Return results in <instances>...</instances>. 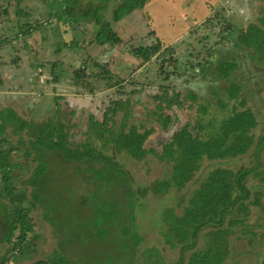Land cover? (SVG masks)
<instances>
[{"label": "trees", "instance_id": "obj_1", "mask_svg": "<svg viewBox=\"0 0 264 264\" xmlns=\"http://www.w3.org/2000/svg\"><path fill=\"white\" fill-rule=\"evenodd\" d=\"M65 2L67 7L73 4L71 0ZM147 2L124 0L117 9L116 21L141 10ZM68 22L77 24L78 18L71 17ZM37 24L40 21L27 24L22 32L27 34L43 28V25ZM110 25L109 22L104 23L106 42L114 45L120 39ZM96 34L99 37L101 31L98 30ZM219 34L222 32L219 31ZM224 40L227 39L222 38L216 45L207 48L205 53L192 55L193 60L197 61L195 64L187 61L190 69L200 68L201 76L208 75L212 81L225 82L220 94L213 93L216 109L220 113L206 119L204 116L211 110L209 102H199V96L191 91L184 95L169 84L167 87L161 86L163 92L154 97V109L150 113L161 132L167 133L173 128L179 110L196 107L203 118L199 119L197 128L184 123L159 147H145L156 129L131 122V112L123 99L112 101L101 121L90 115L87 131L79 133L77 140L62 125L56 133H41L39 127L35 133H27V142H17L25 147V157L32 156V161L37 163L25 180V185L31 188L27 196V187L17 190L13 184L15 179L11 173L18 164L12 162L7 148L1 149L3 145L0 141V244L5 245L4 253L0 254V264H9L11 259L16 260L14 263L20 259H30L29 264H76L74 261L68 263L58 251L55 252L56 256L47 259L32 260L30 256L33 238L29 239L28 236L33 232L30 214L36 207L34 204L42 203L48 197L45 219L47 211L60 210L57 196L48 193L51 186L58 182V179H52V166L58 160L62 164L76 165V172L87 175L84 179L93 183V188L81 197L77 198L72 189L68 190L67 195L70 201L76 198V206L90 216L93 244H105L106 240L109 244H119L120 255L108 257L107 264H224L231 254L232 236L239 240L246 235L256 236L257 230H261L260 234L264 237V217L251 221L254 208L264 213V165L259 155L247 167L235 168L234 163L236 158L254 146L258 115L254 110L255 104L249 105V97L242 95V86L231 80L238 67L237 62L224 58L225 55L217 57L216 47ZM129 46L131 54L141 59L142 63H157L166 81L178 79L186 73V63L180 61L175 50L166 54L167 49L162 50L158 39L150 46ZM235 46L242 48L246 58L252 62L259 64L264 61V13L255 22L238 30ZM89 63L101 68L99 77L109 73L105 65L91 58L83 66L87 67ZM55 66L52 67V75L56 73ZM83 66L79 69L73 67L76 82L88 78ZM53 80L57 81L58 78ZM109 82L110 77L106 84ZM115 85L118 86L117 95L124 94L120 91L122 85ZM9 109L0 112V135L4 134L6 123H16L17 132L31 129L29 123L15 112L11 114ZM120 111L123 112L121 116L118 115ZM166 111L171 113L166 114ZM118 117L120 123L116 122ZM258 143H264V134L258 136ZM127 161L151 163V168L141 172L150 182L134 186L136 171L125 169ZM156 167L161 170L152 173ZM251 179L255 184L250 183ZM148 197L162 203L156 207L152 205L154 208L148 207V204L145 205ZM148 209L150 212L145 216L153 218L152 224L157 232L156 236L145 240L139 231L137 215H143ZM65 227L61 238L63 243L69 245L72 239L65 238L71 237L67 236V229L72 225ZM88 241L86 238L73 243L86 251ZM97 251L95 254L99 253ZM93 254L87 253L88 259L95 264L97 257L94 255L92 258ZM259 264H264V257Z\"/></svg>", "mask_w": 264, "mask_h": 264}, {"label": "rangeland", "instance_id": "obj_2", "mask_svg": "<svg viewBox=\"0 0 264 264\" xmlns=\"http://www.w3.org/2000/svg\"><path fill=\"white\" fill-rule=\"evenodd\" d=\"M65 1L0 0V112L10 108L8 111L11 114L15 112L31 127L17 132L16 123H6L4 134L0 135L1 149L7 148L12 162L18 164L11 173L17 190L27 187L26 195L30 194L31 188L25 185V180L37 164L32 161V156L25 157V147L17 142H27V133H35L39 127L41 133H56L62 125L77 140L79 133L87 131L90 115L101 121L110 103L123 99L131 112V122L156 129L145 147H159L184 123L197 128L199 119L203 118L196 107L179 110L176 111L178 119L173 128L167 133L161 132L150 113L154 109V97L163 92L161 86L167 87L168 84L184 95L189 91L196 93L199 102H209L211 110L204 118L219 114L213 93L220 94L225 82L212 81L208 75L201 76L200 68L190 69L187 61L195 64L197 61L193 60L192 55L205 53L207 48L216 45L222 38L227 40L216 47L217 57L225 55L224 58L237 62L238 67L231 80L242 86V95L249 97L248 104H255L259 123L254 146L234 160L235 168L252 165L256 155L264 165V143H258V136L264 134V61L259 64L252 62L246 58L242 48L235 46L238 30L255 22L264 13V0H148L141 10L119 21H116L117 9L124 0H71L73 4L70 7L65 5ZM74 16L78 18V23L72 25L68 20ZM36 20L43 28L24 34L22 31L27 24H35ZM105 22L111 24L120 42L114 45L106 42ZM98 30L101 31L99 37L96 36ZM156 39L162 44V50L167 49L166 54L175 50L180 61L186 63L184 76L166 81L157 63H142L129 51L130 44L150 46L155 44ZM89 58L105 65L109 73L99 77L102 71L100 67L93 63L83 66ZM54 65L56 73L52 75ZM74 66L78 69L85 67L88 77L85 81L80 79L76 82L73 79ZM108 77L110 84L107 85ZM53 78L58 80L54 81ZM115 83L122 85L120 91L124 94L117 95L118 86ZM122 113L120 111L118 115ZM120 120L118 117L116 122L120 123ZM131 162H126L125 169L136 171L134 186L148 184L150 180L141 172L151 168L152 164ZM52 167V179H58V182L55 185L52 182L54 186L48 193L57 196V204L59 202L61 206L57 212L47 211L45 219L48 197L42 203L34 204L36 207L33 206L30 214L33 232L28 236L29 239L33 238L32 260L56 256L55 252L58 251L68 263L92 264L87 253H94L92 258L94 255L97 257L95 264H107L108 257L120 255L119 244L115 242L110 245L108 240L104 241L107 242L105 244H93L90 216L76 206V198L70 201L67 195L68 190L72 189L77 198L81 197L93 188V183L84 179L87 175L76 172V165L62 164L58 160ZM160 170V167H156L151 172L158 173ZM250 183L255 184L254 179ZM161 203L152 201L150 197L145 199V205L151 208ZM148 212L150 209L143 215H137L139 231L145 240L153 238L157 232L152 224L153 218L145 216ZM259 217H264V213L254 208L251 221H257ZM67 224L72 225L67 229V236L71 237L65 238L72 239L69 245L63 243L61 238ZM260 233L261 230H257L256 236L242 237L238 234L241 237L239 240L232 236L231 254L224 264H259L264 257V237ZM86 238L89 239L86 251L73 243ZM4 248L5 245L0 244V254L4 253ZM96 250L99 253L95 254ZM13 261L16 260L11 259L9 264H29L31 260Z\"/></svg>", "mask_w": 264, "mask_h": 264}]
</instances>
